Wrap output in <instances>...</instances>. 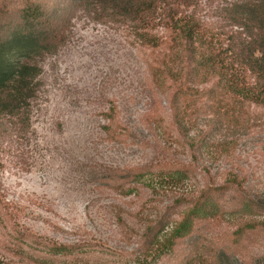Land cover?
<instances>
[{"label":"rangeland","instance_id":"obj_1","mask_svg":"<svg viewBox=\"0 0 264 264\" xmlns=\"http://www.w3.org/2000/svg\"><path fill=\"white\" fill-rule=\"evenodd\" d=\"M45 1L59 15L48 38L56 48L33 59L41 73L30 127L23 136L0 140V253L17 264L19 257L5 247L25 245L18 239L23 231V247L37 237L67 244L87 240L122 251L126 260L141 247L147 226L174 201L195 198L233 172L241 186L214 192L220 215L199 220L196 231L177 240L175 252L159 264H264V104L246 103L226 120L214 99L182 102L188 137L231 143L228 152L202 148L193 156L183 143L186 135L171 121L175 87L169 79L158 86L151 74L171 62L175 32L161 22L139 30L131 20H98L74 0ZM241 1L194 0L180 13L195 14L226 38L237 27L223 9ZM8 4L18 5L0 0L4 8ZM56 28L62 32L52 34ZM155 37L160 46L153 45ZM218 81L214 75L195 85L210 90ZM219 118L227 121L222 127ZM9 126L6 121L3 128ZM170 159L194 166L176 185L157 175ZM139 169L147 174L138 177ZM242 226L246 232L239 236ZM223 250L227 258L220 263Z\"/></svg>","mask_w":264,"mask_h":264},{"label":"trees","instance_id":"obj_2","mask_svg":"<svg viewBox=\"0 0 264 264\" xmlns=\"http://www.w3.org/2000/svg\"><path fill=\"white\" fill-rule=\"evenodd\" d=\"M3 1L16 2L18 5L12 8H9V4L7 8L0 5L1 141L7 140L11 133L23 136L30 127L31 102L36 96L41 73L40 66L33 59L44 51L56 48V45L51 46L54 44L48 38L51 25L59 26L57 11L52 12L45 0ZM74 1L77 6L81 5L94 12L98 20H131L139 25V30L146 25L154 29L156 23L161 22L166 30L175 32V36L170 38L172 47L176 48L168 56L171 62L164 68H152L151 74L158 86L164 85L169 79L175 87L171 100L174 109L171 121L180 135H186L183 143L193 156L202 148L211 153L214 150L228 152L231 143L226 140L218 143L208 141L202 134L188 137V114L182 102L192 99L199 104L205 99H214L217 103L216 111L226 120L246 103L264 104V0H246L225 7V18L237 27L226 38L224 33H216L198 20L195 14L180 13V6L189 8L194 0ZM61 32V28H56L52 34ZM153 45H161L157 37L153 38ZM177 62L180 63L179 67H176ZM214 75L219 77L216 88L200 89L195 85L208 81ZM198 110L199 107L193 112ZM5 120L9 121L10 126L3 128ZM216 120L218 123L220 121L221 127L227 122L220 118ZM163 166L169 171L162 169ZM193 167L190 163L183 164L170 159L158 166L157 175L163 178L161 180L164 183L176 185L189 177ZM136 173L138 177H143L147 171L139 169ZM241 183L239 175L232 172L224 183L216 187L207 185L197 197L174 201L156 222L147 226L141 247L131 253L133 257L126 260L122 258V251L87 240L67 244L37 237L32 239L30 245L23 247L27 241L23 231L18 239H22L25 245L16 243L11 247L6 246L5 250L19 257L17 264H159L162 257L175 252L177 240L196 231L199 220H211L220 215L221 203L214 192L224 194L230 186H241ZM176 214L179 218L174 217ZM237 232L242 236L246 228L239 227ZM1 254H4V259L0 264H16L13 257H5L6 253L3 252ZM113 256H116L115 261H112ZM224 258H227V253L223 250L219 262H223Z\"/></svg>","mask_w":264,"mask_h":264}]
</instances>
